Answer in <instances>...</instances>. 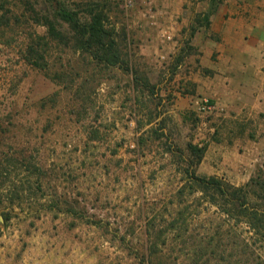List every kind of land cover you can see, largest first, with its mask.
Listing matches in <instances>:
<instances>
[{"label":"rangeland","instance_id":"obj_1","mask_svg":"<svg viewBox=\"0 0 264 264\" xmlns=\"http://www.w3.org/2000/svg\"><path fill=\"white\" fill-rule=\"evenodd\" d=\"M63 2L98 13L121 62L79 49L56 0H0V264H264L231 198L193 180L264 210V111L186 120L172 94L205 73L193 43L225 0H152L153 19L147 0Z\"/></svg>","mask_w":264,"mask_h":264},{"label":"crops","instance_id":"obj_2","mask_svg":"<svg viewBox=\"0 0 264 264\" xmlns=\"http://www.w3.org/2000/svg\"><path fill=\"white\" fill-rule=\"evenodd\" d=\"M210 17L204 41L193 43L202 53L205 73L184 75L192 92L172 91L176 111L187 120L198 113L194 100L207 97L220 122L253 116L264 110V0H225ZM183 85V83L181 84ZM166 93L170 95L168 88Z\"/></svg>","mask_w":264,"mask_h":264},{"label":"trees","instance_id":"obj_3","mask_svg":"<svg viewBox=\"0 0 264 264\" xmlns=\"http://www.w3.org/2000/svg\"><path fill=\"white\" fill-rule=\"evenodd\" d=\"M49 1L53 2L54 0ZM56 3L59 8L56 15L60 16L65 23L71 25V31L74 34L73 39L79 49L89 53L97 61H104L111 65L120 64V53L113 38V34L104 26L102 18L96 13V11L92 10L84 20V18L79 17L81 14L80 10H78V12L68 10L66 3L63 2V0H56ZM1 11H3V15L1 16L2 20L5 17V11L2 8ZM44 19L51 39H61L53 22L47 17ZM32 50L33 49H31V51ZM194 153L198 157H201L202 149H196L194 150ZM193 180L195 185H197L201 191H204L205 189H213L221 198H231V209L230 211L223 209L225 211L224 213L230 215L231 220H235V217H240V215L244 217L243 221L248 227L247 234L250 239L257 238V241L259 242V252H261L259 255H264V210L254 207L247 208L248 206H246V204L249 201V198L244 188H234L231 185H225L220 180L213 177L202 178L195 176ZM224 188L231 190L230 194H227ZM216 205L217 207H220L218 202ZM243 209H251V211L244 213ZM232 227H234V224Z\"/></svg>","mask_w":264,"mask_h":264},{"label":"built area","instance_id":"obj_4","mask_svg":"<svg viewBox=\"0 0 264 264\" xmlns=\"http://www.w3.org/2000/svg\"><path fill=\"white\" fill-rule=\"evenodd\" d=\"M149 2V6L145 8L144 12V17L153 19L155 18V13H157V10H154V7L151 6L152 0H147ZM141 2V0H123V6L126 11L132 10L137 3ZM152 24L154 22H151ZM175 28L174 26H169L167 30L162 31V37L165 40H172L173 39V34H174ZM165 56L161 55L158 58V61H164ZM195 107L198 111V113L203 114V115H213L218 111V108L214 102H212L209 98L207 97H197L194 100Z\"/></svg>","mask_w":264,"mask_h":264}]
</instances>
